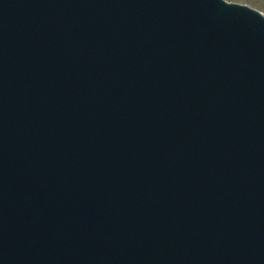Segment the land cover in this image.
<instances>
[{
  "label": "water",
  "instance_id": "obj_1",
  "mask_svg": "<svg viewBox=\"0 0 264 264\" xmlns=\"http://www.w3.org/2000/svg\"><path fill=\"white\" fill-rule=\"evenodd\" d=\"M254 12L0 0V217L31 220L16 228L20 247L0 245V264H52L59 250L38 245L47 201L64 223L57 240L95 249L69 264H264V236L247 237L264 233Z\"/></svg>",
  "mask_w": 264,
  "mask_h": 264
},
{
  "label": "rangeland",
  "instance_id": "obj_2",
  "mask_svg": "<svg viewBox=\"0 0 264 264\" xmlns=\"http://www.w3.org/2000/svg\"><path fill=\"white\" fill-rule=\"evenodd\" d=\"M230 2H237L240 4H247L253 8L258 9L259 11L264 13V8H262V5H264V0H228Z\"/></svg>",
  "mask_w": 264,
  "mask_h": 264
},
{
  "label": "snow or ice",
  "instance_id": "obj_3",
  "mask_svg": "<svg viewBox=\"0 0 264 264\" xmlns=\"http://www.w3.org/2000/svg\"><path fill=\"white\" fill-rule=\"evenodd\" d=\"M262 8H264V5H262Z\"/></svg>",
  "mask_w": 264,
  "mask_h": 264
}]
</instances>
